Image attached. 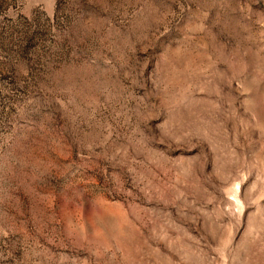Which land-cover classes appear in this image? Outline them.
Returning <instances> with one entry per match:
<instances>
[{
	"label": "rangeland",
	"instance_id": "obj_1",
	"mask_svg": "<svg viewBox=\"0 0 264 264\" xmlns=\"http://www.w3.org/2000/svg\"><path fill=\"white\" fill-rule=\"evenodd\" d=\"M0 264H264V0H0Z\"/></svg>",
	"mask_w": 264,
	"mask_h": 264
}]
</instances>
